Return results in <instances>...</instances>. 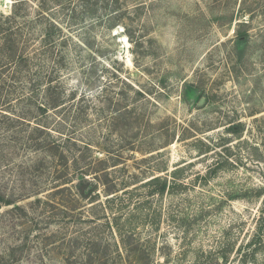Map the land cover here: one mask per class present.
I'll use <instances>...</instances> for the list:
<instances>
[{
  "label": "rangeland",
  "instance_id": "obj_1",
  "mask_svg": "<svg viewBox=\"0 0 264 264\" xmlns=\"http://www.w3.org/2000/svg\"><path fill=\"white\" fill-rule=\"evenodd\" d=\"M17 1L0 0L16 53L33 57L40 12L60 30L31 64L61 98L48 124L67 159L16 133L0 249L26 244L22 264H264V0Z\"/></svg>",
  "mask_w": 264,
  "mask_h": 264
},
{
  "label": "trees",
  "instance_id": "obj_2",
  "mask_svg": "<svg viewBox=\"0 0 264 264\" xmlns=\"http://www.w3.org/2000/svg\"><path fill=\"white\" fill-rule=\"evenodd\" d=\"M24 1L26 0H18L14 5ZM37 19H41L45 27L40 44L35 48L33 57H31L23 52L16 53L15 51L16 40L20 35L13 27L17 23L16 12L0 17V61L3 63L0 66V129H3L5 133L13 132L15 135L10 139H6L5 135L0 136V167L1 164H7L9 144L18 141L17 132L27 135V141L31 143V148L43 152L47 159H56V157L61 160L67 159L62 147V138L57 139L52 136L48 124L50 116L48 112L62 105L61 98L52 96L50 86L44 87L46 76H50L41 75L39 63L31 64L37 58H41L43 54L46 55L48 49L53 46L52 31L58 29V26L45 12H40ZM58 31L60 30L58 29ZM18 127L26 130L21 133L18 131ZM68 183L71 181H65L63 185H68ZM85 188H83V192H85ZM64 189H68V187L66 186ZM164 189L165 186L159 192L162 193ZM86 194L88 195L89 192ZM10 200L1 198L0 208L2 205H12L14 202ZM36 202L40 203L41 199L37 198ZM72 207L73 209H70ZM72 207L64 208V213L71 210L73 212L76 208ZM12 209L21 210L19 206H14ZM89 249L91 250V248ZM24 250H27L26 244L22 247L14 244L3 246L0 249V264H22Z\"/></svg>",
  "mask_w": 264,
  "mask_h": 264
}]
</instances>
